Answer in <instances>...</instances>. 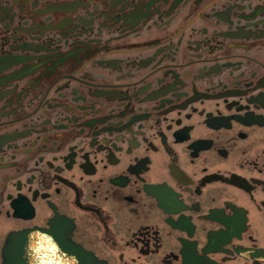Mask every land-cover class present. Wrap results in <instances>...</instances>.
<instances>
[{
	"label": "flooded vegetation",
	"instance_id": "obj_1",
	"mask_svg": "<svg viewBox=\"0 0 264 264\" xmlns=\"http://www.w3.org/2000/svg\"><path fill=\"white\" fill-rule=\"evenodd\" d=\"M72 253L264 264V0H0V264Z\"/></svg>",
	"mask_w": 264,
	"mask_h": 264
},
{
	"label": "water",
	"instance_id": "obj_2",
	"mask_svg": "<svg viewBox=\"0 0 264 264\" xmlns=\"http://www.w3.org/2000/svg\"><path fill=\"white\" fill-rule=\"evenodd\" d=\"M17 235L13 234L12 236H10L8 243H7V247H6V252L7 253H16L17 250ZM73 250H76L77 247L73 245L72 247ZM13 258H16V256ZM87 258L90 259L89 254L88 253H72V264H86L85 259ZM88 264H90L88 262Z\"/></svg>",
	"mask_w": 264,
	"mask_h": 264
}]
</instances>
